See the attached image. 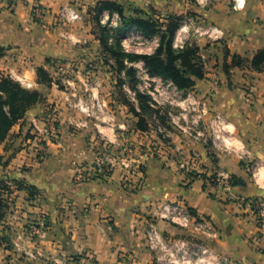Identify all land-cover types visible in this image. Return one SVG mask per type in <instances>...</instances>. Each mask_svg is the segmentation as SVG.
<instances>
[{
	"label": "crops",
	"instance_id": "obj_1",
	"mask_svg": "<svg viewBox=\"0 0 264 264\" xmlns=\"http://www.w3.org/2000/svg\"><path fill=\"white\" fill-rule=\"evenodd\" d=\"M101 1L105 0H12L10 4L0 0V73L26 80L32 86L20 82L22 86L43 97L0 145V173L2 179L14 180L9 197L19 218V227L12 226L14 244L0 250V261L4 255L11 264H161L147 240V224L158 206L180 201L197 218L209 220L218 238L167 220H157L160 234L202 239L219 258L233 264H264V226L259 227L250 207L242 204V199L264 198V70L251 66L264 49V0H245L241 9L234 8V0L204 5L196 0H107L120 5L127 17L168 23L170 16L177 15L221 31L213 39L191 28L185 38L200 48L204 63V76L192 77L195 84L187 92L209 105L206 121L216 114L225 117L223 140L195 142L182 132L173 138L185 155L192 151L200 155L196 174L206 177L216 169L232 178L234 183L221 193L207 190L204 177L181 172L172 149L146 159L141 187L140 176L131 175L125 182L121 169L107 178L81 177L95 157L97 134L115 141L116 128L137 124L138 118L119 100L101 96L85 75L73 77V90L40 83L37 70L43 68L53 76L60 64L77 60L79 73L91 72L84 66L100 55L96 18ZM35 4L45 12L40 20L33 16ZM63 8L77 10L81 18L67 22L60 15ZM235 56L243 59L241 65L233 64ZM97 93L107 105L103 121L98 128L93 123L87 129L76 127L84 115L74 105L90 102ZM54 107L59 113L58 134L49 138L38 129L45 127ZM172 108L180 111L175 104ZM151 135L142 140L147 143ZM21 144L23 148L17 149ZM31 225H41L44 233L32 235Z\"/></svg>",
	"mask_w": 264,
	"mask_h": 264
},
{
	"label": "built area",
	"instance_id": "obj_2",
	"mask_svg": "<svg viewBox=\"0 0 264 264\" xmlns=\"http://www.w3.org/2000/svg\"><path fill=\"white\" fill-rule=\"evenodd\" d=\"M9 4L12 3V0H4ZM200 5H204L213 0H196ZM245 5V0H234V8L241 9ZM45 14L44 9L41 8L38 4H35L33 7V16L40 20L43 18ZM60 15L67 21H75L81 18L79 12L72 8H63L61 10ZM106 18V22L105 19ZM118 19L120 23L119 16L114 13L110 14L108 12H104L102 16V24L109 26L112 25L113 19ZM191 28L195 29V33L199 35H207L209 38L217 39L220 36V30L216 26L209 25L208 27L197 26L192 20H183V23L178 30L175 40L174 46L177 48L178 45L175 43L177 35L179 33L184 32V39L186 36H189ZM133 39L138 40H147L142 32H140L137 28H130L126 31L124 36L122 37V47L126 52H128L127 43ZM109 44L113 43V38L109 39ZM184 44L180 46L183 48ZM103 53V50H101ZM104 57L105 54L103 53ZM109 66L115 67V60L113 58L107 59ZM141 63L143 61H139ZM68 64H60L58 66V70L55 71L52 78V83L57 84L59 87H68L75 90L74 84H72L73 77L81 76L84 73H79V69L77 68V63L67 62ZM136 63H131L130 65L134 66L136 69ZM144 67V74L146 79H149L157 84H167L168 87L174 86L177 93L180 94L177 100H173L171 104H175L180 108V111H172L169 112L172 117L168 122L167 120L161 123L157 118V116L153 115L149 117L148 121V130L141 131L137 129L136 124L133 125H119L116 128V132L118 138L115 141H110L104 136L103 133H98L97 136L98 144L95 147V157L93 159L92 165L87 171H84L81 175L84 177H109L116 169H121L123 172V180L128 182L129 177L131 175L140 176L138 179V186L141 187L142 181L144 178V169L146 159L148 157H161L164 155V152L167 149H172V152L179 158L178 160V168L181 172L191 176V177H201V174H196V166L199 163L200 155L196 151H192L189 155H185L183 148L178 145L173 144V138L179 132L185 134L190 140L195 142H205L209 144L210 142L216 143L217 140H223L224 133L226 132L227 122L223 115L216 114L210 120L206 121L204 116L209 113V105L207 102L201 101L196 98L191 93H186V95L181 94L184 92L183 90H179L172 82L165 81L160 77H151ZM68 68V70H67ZM138 72V70H137ZM2 74L0 73V76ZM140 79V78H139ZM17 81L31 87L32 84L27 82L24 79H18ZM140 84V82H139ZM138 89L141 91V88ZM101 84L99 82H94V89H99ZM160 86L156 85V90H159ZM125 88L132 93L133 97L131 98L133 101L135 99V92H133L128 84L124 85ZM88 92V91H87ZM86 92V93H87ZM143 92V91H142ZM150 93V90L148 91ZM162 94V93H161ZM85 93L83 96L85 97ZM129 95V94H128ZM182 95V96H181ZM184 96V97H183ZM91 97V96H90ZM99 93L90 101V102H82L79 101L74 105V108L77 111L81 112L84 115V118L79 120L75 126L78 128H90L93 123L96 128H98V123L103 121V115L105 109H107V105L102 103L99 99ZM155 100V98H154ZM154 107L159 109L161 113L163 109L157 104ZM164 108V107H163ZM178 112V113H177ZM105 113V112H104ZM102 115V116H101ZM59 113L58 110L54 107L52 109L51 115L46 117L45 119V127L43 129H38L40 134H43L49 138H55L58 134L59 127ZM33 124H35V120H33ZM152 132L158 134L161 138L163 145L156 146L153 148L149 147L146 151L144 149L137 148L135 141L140 139V144H143L142 137L144 135H151ZM129 133V135H127ZM97 134V135H98ZM167 140H170V144L173 147H168L165 143ZM134 141V142H133ZM168 144V142H167ZM257 169H254L253 175L256 176ZM205 179V187L207 190L215 189L218 192H223L227 186L232 184V178H230L225 172H220L218 170H214L209 176L204 177ZM242 204H245L250 207L251 213L256 217L259 227L264 226V198H255V199H242ZM157 220H167L174 225L190 230H200L205 236H209L210 238H218V233L214 228L213 224L205 219V218H197L195 214L191 212V210L182 202H166L161 204L156 208L155 214L151 217L147 224L146 237L149 242L150 247L159 253V250H171L178 249V253L180 254L179 260L180 264H233L229 259L219 258L215 251H213L202 239H198L197 237L194 240L184 241V240H172L168 241L165 236L159 233L157 229ZM43 227L32 225L31 234L32 235H42L44 232L41 230ZM194 236H195V232ZM198 239V240H197ZM130 259V257L128 258ZM178 260V261H179ZM177 261V262H178ZM173 262V263H177Z\"/></svg>",
	"mask_w": 264,
	"mask_h": 264
},
{
	"label": "trees",
	"instance_id": "obj_3",
	"mask_svg": "<svg viewBox=\"0 0 264 264\" xmlns=\"http://www.w3.org/2000/svg\"><path fill=\"white\" fill-rule=\"evenodd\" d=\"M104 12L111 15L116 13L120 18L122 27L116 30L114 44H109V39L113 36L109 33L108 26L101 22ZM97 15L96 25L99 30L101 47L105 54V63H108V57L113 58L119 76L117 99L138 118L137 129L146 131L148 122L145 117H151L159 111L154 107V105L156 106L154 98L138 89L137 69L130 64L143 61L151 77H160L165 81L172 82L179 90L187 91L195 84L192 77L202 78L204 76V63L199 55L200 48L196 44L189 43L185 44L183 48L174 46L176 34L183 23V18L177 15L170 16L168 23L141 17H127L120 5L107 0L100 2ZM130 28H137L148 38L159 37L158 47L153 54H131L124 50L121 44L122 37L125 31ZM2 56L3 50H0V58ZM242 63V58L234 57V65L239 66ZM251 66L257 71L264 70V49L258 51L254 56ZM37 74L40 83H52L51 75L47 70L39 68ZM125 84H128L129 88L135 92V102L124 90ZM42 99L39 91L23 87L21 83L10 76H0V145L7 139L15 124L23 120L28 111ZM1 190L0 187V218L3 217V209L7 208L6 199ZM191 212L195 213L193 210ZM2 248L3 242L0 240V250Z\"/></svg>",
	"mask_w": 264,
	"mask_h": 264
},
{
	"label": "rangeland",
	"instance_id": "obj_4",
	"mask_svg": "<svg viewBox=\"0 0 264 264\" xmlns=\"http://www.w3.org/2000/svg\"><path fill=\"white\" fill-rule=\"evenodd\" d=\"M127 14H129V10H127ZM106 22V18L104 19ZM108 29L110 30L109 33L111 34V36H113V43L114 38H115V34H117V29L121 28L122 25L119 23L118 19L114 18L112 25H108ZM97 30V29H96ZM126 33V31H125ZM124 33V34H125ZM184 32L179 33V35H177L176 38V44L178 45L177 48H180V46L182 44H187V43H192L191 39H184ZM159 44V37H153V38H149L147 40H138V39H133L131 41H129L127 43L128 45V53L131 54H153L156 50V48L158 47ZM102 47L100 49V55L97 56L95 55L94 57H91L88 60V65L87 63L84 66V69L87 71H91L89 74H87L88 72H84L83 75L86 76L87 81H92L93 82H99L101 84L99 91H100V95L101 96H106L107 98H111L112 100L117 101V97H118V73L115 69L114 66H109L107 65V63H105V57L103 55V53H101ZM110 58V57H108ZM73 62V61H71ZM75 63H78L77 60H74ZM84 64V63H83ZM91 66V67H90ZM143 63L137 61L136 63V67H137V77L140 78L139 79V88H141V91H143L144 93L150 94L153 98H155L157 101L161 102L160 104H158L162 109L163 112L161 113V111H159V109H156L159 111L157 113H154L155 116H157L156 119H158L161 123L165 122L167 120V122L172 118L169 114L170 111H172V104L171 102L173 100H177L179 98V95L176 91V89L174 88V86H170L168 87L167 84H163L161 86V84H157L149 79H146L145 74H144V67H143ZM90 67V68H89ZM124 78V75H122ZM15 80V79H14ZM17 81V80H16ZM19 82V81H18ZM20 83V82H19ZM90 83V84H92ZM94 84V83H93ZM156 85L160 86L158 89L156 90ZM28 89V88H27ZM29 90H34L32 88H29ZM150 90V93H148V91ZM125 91L127 92V94H129V96L132 98L133 95L132 93H130L126 88ZM89 91L87 92L88 95ZM162 93V94H161ZM187 91L181 92V94L186 95ZM182 96V95H181ZM184 97V96H183ZM133 101V100H132ZM135 102V101H134ZM114 106V105H113ZM164 107V108H163ZM122 116V120H125L124 114H121ZM128 120V119H126ZM164 124V123H163ZM13 129V128H12ZM11 129V131H12ZM30 130V129H28ZM11 131L9 132V136H12L13 133H11ZM30 132V131H29ZM36 135V134H34ZM129 135V133L127 134ZM37 136V135H36ZM35 136V137H36ZM99 136V134H98ZM7 137V138H8ZM150 139L147 143L143 142V144H140V139H138V141H133L137 148L139 149V151H141V149H144L145 151L149 148V147H155L157 146H161L163 145L161 138L158 136L157 133L152 132V135L149 136ZM12 139V138H11ZM12 141V140H11ZM170 140H167V142L165 143L168 147H173V145L170 144L169 142ZM23 143V142H22ZM156 144V145H155ZM23 148V145H18L17 149H21ZM16 153H18V150H15L13 154L16 155ZM2 174L0 173V187L2 188L1 192L4 196V198L6 199V204H7V208L3 209V217L0 218V240L3 242V248L4 247H8L11 248L14 244L13 240L14 237L12 235V226L14 225L15 230L18 226L19 223V218L17 216H14L15 211L17 210V208L15 207V204L13 202H11V198L9 197L12 192H13V182L14 181L10 178L6 179H2ZM12 203V204H11ZM14 205V206H13ZM32 229V225L30 230ZM168 241H172L173 238H167L165 237ZM192 238V237H189ZM195 238V237H193ZM184 240L186 241L187 239H183V238H174V240ZM190 241V240H187ZM178 249H171V250H159V257L161 259L160 263L161 264H180V260H179V256L180 254L177 251ZM0 264H11L9 262H5V260H7V257L5 258L4 255L3 257H1ZM179 260V261H178ZM177 262V263H173V262Z\"/></svg>",
	"mask_w": 264,
	"mask_h": 264
}]
</instances>
